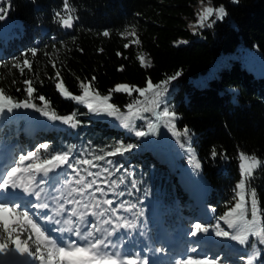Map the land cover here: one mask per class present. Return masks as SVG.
<instances>
[{
	"label": "trees",
	"instance_id": "obj_1",
	"mask_svg": "<svg viewBox=\"0 0 264 264\" xmlns=\"http://www.w3.org/2000/svg\"><path fill=\"white\" fill-rule=\"evenodd\" d=\"M63 3L64 0H7L4 5L7 14L0 20V32L8 23L13 25L0 34V88L5 89L6 95L22 100L26 98L24 80L31 79L37 89L33 96L44 95L50 102L44 110L55 109L59 115L75 111L82 123L75 128L60 121L54 125L39 123L27 133L23 123L11 119L0 130V146L15 143L17 151L24 153L31 150L34 142L49 143L55 152L70 150L73 161L91 160L100 167L82 162L77 167L86 181L96 179L104 188L107 195L97 194L98 199H113L116 204L125 202L117 214L137 222L142 233H148L143 215L150 224H156V217H160L169 235L178 224L189 226L199 206L214 208L216 221L226 229L229 215L225 214L238 202L236 184L241 179V154L249 159L254 156L261 163L253 169L250 181L246 180V217L252 216L254 189L260 226L264 228V77H258L238 59H230L217 74L205 78L214 63L223 54L238 50L241 42L257 46L264 55V0H69L74 17L72 29L61 27L54 18L57 12L66 16ZM221 5L226 10L222 19L213 16L205 26L198 25V14L204 8ZM213 19L215 23L207 26ZM128 29L135 31L139 43L125 37ZM104 31L109 36H103ZM181 41L184 43H178ZM125 44L129 47L125 48ZM33 48L37 49L36 56L29 51ZM21 53L27 54L31 71L23 65L25 57ZM140 57H145L148 64ZM17 63L24 69L23 75L14 67ZM177 72L180 75L167 85L168 102L174 105L171 108L177 114L178 128L187 130V135L194 139L196 160L201 164L199 173L209 186L197 207L177 173L169 169L175 164L170 156L156 157L134 132L127 133L118 124L109 122L104 113L89 112L84 104L66 98L56 88L62 80L68 91L82 95L81 82L90 83L91 92L109 95L108 103L114 102L128 111L133 94L115 92L117 85L146 88L149 80L155 85ZM32 102L44 107V102L38 99ZM29 111L41 114L34 109H20V117ZM121 142L136 147L123 155L106 156V160L113 161L112 165L95 159L114 151ZM213 149L216 157L211 155ZM49 155L48 151L38 149L30 163H42ZM115 166H120L119 172ZM104 167L112 175L103 173ZM84 169L101 171L103 179L87 176ZM61 177L70 181L72 189L80 187L74 182L78 179L75 173ZM112 180L117 183L113 185ZM121 191L125 195H114ZM222 216L224 219H220ZM7 221L13 239L20 235L35 249L39 243L22 218ZM214 221L206 216L200 221L210 224L209 233L205 234L215 235ZM29 235L31 240L27 239ZM7 239L0 223V241ZM151 240L158 245L155 239ZM8 246L13 248L14 244L8 242ZM40 246L42 250L48 249ZM259 246L261 257L257 264H264V245ZM40 262L36 259L29 264Z\"/></svg>",
	"mask_w": 264,
	"mask_h": 264
},
{
	"label": "snow or ice",
	"instance_id": "obj_2",
	"mask_svg": "<svg viewBox=\"0 0 264 264\" xmlns=\"http://www.w3.org/2000/svg\"><path fill=\"white\" fill-rule=\"evenodd\" d=\"M7 0H0V20L4 19L7 14V9L5 8V3ZM72 9L69 5V0H64L63 3V12L66 13L62 15L61 12L55 14V19L58 20V23L61 27L71 29L74 25V17L71 14ZM226 15L225 8L221 5L217 8L207 7L204 8L202 13L198 14V25L200 27L205 26V22L208 21L211 17L215 16L216 19H222ZM212 23H215V19L211 20L207 26H211ZM103 36H109L108 31L102 33ZM135 35V31L131 33ZM136 43H139V40H136ZM178 43H184L183 41ZM125 48L129 47L128 44L124 45ZM32 56H36L37 49L33 48L29 50ZM102 51V50H101ZM26 53H21V56L25 57L22 61L23 65L26 66L29 71L32 70V66L29 60L26 58ZM118 55H120L118 53ZM143 62V57H140ZM55 64L53 67L55 68ZM20 69L21 75L24 73V69L20 67V64L17 63L14 65ZM56 77L60 76L59 72H56ZM180 73L177 72L174 76L169 77L167 80H164L160 83L153 85L149 80L147 82V87L145 89L135 88L134 90L144 96L145 92L153 91L154 99L152 103L157 107L161 106L163 103V97L161 93H167V85L175 80ZM95 80V77L92 78ZM12 83H16L15 80ZM42 83V81H41ZM24 84L27 85L25 88L26 98L22 100H17L10 95L5 94V89L0 88V114H3L5 111L8 113L13 112L14 109H34L37 112H40L43 116L47 117L51 121H60L63 124L69 125L73 128L81 124L82 121L77 119V112H73L68 115H59L56 110L53 109L51 112L44 110L50 104L46 100L44 95H39L34 97L33 94L37 89L33 86V81L31 79H25ZM90 83L81 82L80 88L83 90L82 95H75L72 92L68 91L65 87L63 81L61 80L56 84L57 90L61 95L71 100L84 104L89 112H95L97 114L106 113L109 116H114L120 109L114 106L109 101V95H101L98 91L93 93L90 91ZM17 91H20L18 88ZM115 92H128L131 95L132 89L126 85H117L114 89ZM34 99H38L44 102V107L38 106L36 103L32 102ZM91 101H97L102 103H93ZM139 100L134 101L133 103H139ZM133 103H129L127 108L129 109V114L124 115L125 123L123 127L126 129H132L134 127L132 123V116L138 115V113H132L131 109L133 108ZM148 111V108L144 109ZM163 115L165 117H171L175 119L176 113L170 112L168 109L164 108ZM123 115V113H122ZM142 118V117H141ZM148 127L153 129V125L149 124ZM175 127V125H173ZM187 130H185V135H187ZM135 135L142 137L147 135L144 131H135ZM173 135H176L174 132ZM136 145L128 144L123 145L121 142L119 146L115 147L114 151H110L105 155L96 156L95 159L98 161H106L108 165H112V160H106V156H114L117 154L123 155L125 152H129ZM44 149L48 151L50 155L47 158H44L42 163H30L26 168H22L25 161H30L37 156V150ZM37 150H30L26 154H21L18 157L19 163H15V166L10 169H5L0 172V223H3L4 231L8 234L7 241H0V264H12L10 258H13L16 253H19L21 256L27 254L28 257L35 256L36 259L45 261L43 255H37L41 252V246L38 244L34 251H30L27 243L21 241L20 235H16L13 239L12 229H10L8 221L6 219V214H10L14 217H20L25 222L26 226H30V230L35 234L37 240H44L51 245V248L54 251L47 253V259L45 264H150L149 259L145 256L141 259L138 253H124L121 251V245L116 243V240L113 237H118L119 228H135L136 225L133 222H130L127 219H124V223H113L111 218L101 219L106 216V214L111 213L112 216H115L117 221L121 217L116 214L124 207L125 202L116 204L113 199H103L100 200L97 198V194L100 196H106L104 188L100 187L97 184L96 179L86 181L85 177L80 175V169L77 167L81 162L85 165H91L92 167L99 168V165L93 164L91 160L80 161L79 158H76L73 161V158L70 155L69 151L64 152H55L51 149L49 143H43L37 146ZM212 157L217 156L215 149L211 152ZM242 160H248L249 157L241 154ZM261 162L256 157H251V166L244 171H247V177H244L243 171L241 173V179L236 184V189L240 190L239 201L234 205V208L231 209L225 215H231V211L235 209H243L245 206V196L243 191L246 186V179L250 181L252 177V169L259 165ZM67 166V170H65ZM201 167L200 162L195 163V168L199 169ZM243 169V165L241 166ZM32 170L29 173L27 184H22L18 182L17 173L21 171ZM59 170V171H57ZM117 172L120 171V166H115ZM89 177H99L102 178L101 171L91 172L87 169H84ZM103 173H108L109 176L112 175V172L109 168L104 167L102 169ZM72 173H75L78 179H75V184L80 187L71 189V193H77L80 196V199H70L67 200L68 204L81 205L84 209H91L90 211H78L73 207L68 213V218L63 222L61 220L55 219V216H59L62 213L68 212L63 203H59L58 208L55 210L54 214H49V209L51 208L49 200H56L59 202V197L55 194L57 190V177L64 175L65 177L70 176ZM108 180L104 179V184L108 185ZM111 183L115 185L117 182L112 180ZM123 183V181H121ZM48 187L45 188L44 186ZM133 187L135 185L133 184ZM14 189H20L25 193L27 203H21L18 200L10 199V197H15L16 193ZM234 189V191L236 190ZM117 196H123L125 193L123 191L119 193H114ZM251 214L253 221L257 215L256 211V192L253 189L251 192ZM107 205L108 207L102 208L101 205ZM131 207H134L132 205ZM73 217L75 219H73ZM220 219H224L222 216ZM45 221L52 223L54 225L70 224L73 227H54L49 229L44 227L39 221ZM79 221V223L77 222ZM229 229H234L237 226L232 221H226ZM103 225H111V228H105ZM209 227L207 225H202L197 222L194 224V229L190 231L189 235L195 237L198 233H209ZM216 236L229 237L230 233L220 228L219 225H216ZM246 229L239 230L238 234L231 235L230 238L233 241H237L240 245L251 244V247L254 249L247 257L242 255L240 260H246L247 264H254V261L260 256V251L257 248V241H250L249 235L245 234ZM52 233H56L53 235ZM258 238L260 244H264V228H261L258 231L251 233ZM28 240L32 239V236L27 237ZM82 241V242H81ZM8 242H11L15 245V248H9ZM159 251V250H158ZM195 251V249H193ZM218 258L209 259L204 257L203 259H193L188 257L187 260L183 261L182 264H217Z\"/></svg>",
	"mask_w": 264,
	"mask_h": 264
},
{
	"label": "rangeland",
	"instance_id": "obj_3",
	"mask_svg": "<svg viewBox=\"0 0 264 264\" xmlns=\"http://www.w3.org/2000/svg\"><path fill=\"white\" fill-rule=\"evenodd\" d=\"M13 23H8L2 30V32H7L12 27ZM133 29H128L124 35L127 37L128 40L136 42V33L135 35H131L133 32ZM0 32V34L2 33ZM230 59H238L241 61V63L251 69L258 77H264V55L259 51L257 46H251L250 44L246 42H241L238 50L225 53L223 54L219 60H217L214 65L212 66L211 70L207 73L206 77H210L212 75H215L218 73V69L223 66L225 63H229ZM143 62L145 65L148 64V60L144 57ZM126 85V84H123ZM130 89H132L131 94H133V102L136 100H139V103H133V108L131 109L132 113H138V115L132 116V123L134 127L130 129H126L123 127V124L125 123L124 115L129 114V110L125 111L123 110L119 105L114 104V102H110L114 106L118 107L120 109L119 112H117L114 116L108 115V121L114 124H118L121 126L127 133L134 132L135 131H144L147 133V135L139 137L144 146H147L152 150L156 157L160 158L161 156H170L175 164L170 165L169 169L173 173H177L178 180L180 181L181 185L185 187L187 193L189 194V198L191 200H194L196 202V207L199 203H202L204 195L208 193L209 186L206 182V180L201 176L199 173V169L195 168V163L198 162L196 160V148L194 146V139L191 135H185V131H182L177 126V114L175 119H172L171 117H165L163 115V109L166 108L170 112H175V110L169 105L168 99H169V92L161 93L163 99V103L161 106L157 107L155 104L152 103V100L154 99V93L153 91H147L145 92L144 96H140L138 92L134 90V88L130 87V85H126ZM145 89V88H140ZM148 108V111H145L144 109ZM123 113V115H122ZM176 113V112H175ZM20 109H14L13 112L8 113L5 111L3 114H0V130L3 129V126L8 123L11 119L15 120L16 123H23V130L27 133H31L33 129L39 124L48 123L50 125H54L56 121H51L47 117L43 116L42 114L35 113L33 111H29L28 113L22 115ZM106 114V113H104ZM107 115V114H106ZM142 117V118H141ZM149 124H152L154 127L153 129H150L148 127ZM175 125V127H173ZM176 133V135H173V133ZM40 145L37 142H34L31 145V150H37V146ZM21 148V146H20ZM10 149V148H9ZM7 154H10L6 148L0 149V161L3 160V156ZM20 154L16 153L15 156H13V159L9 161V165L6 169H10L11 167L15 166V163H19L18 157ZM35 159V157L33 158ZM32 159V160H33ZM27 163L29 161H25L24 165H22V168H26ZM243 169L241 167V173L243 171L244 177H247V171H244V169H247L251 166V159L248 160H242ZM254 169V168H253ZM252 169V171H253ZM27 171H21L20 173H25ZM20 173H17L16 175H19ZM247 180V179H246ZM57 190L56 195L60 198L59 202L63 203L65 208L68 210L66 212V216H68V213H70L71 209L75 207L78 211H90L91 209H84L81 205L76 204H68L67 200L70 199H80V196H78L77 193H69L71 192V186L69 182L60 181V179L57 177ZM45 188L48 186L45 185ZM240 190L237 189V199L239 201V195ZM243 195L245 196V206L243 209H240L238 213L229 215V220L232 221L237 227L234 229H229L226 227L224 229L225 231H228L231 235L238 234L239 230L246 229V233L249 235L250 241H257V248L259 249L260 244L258 242V238L254 235H251V233L258 231L261 229L260 227V213L259 209L256 207L257 215L255 217V221H253V218L251 216L250 219L246 217V207H247V186H245V189L243 191ZM193 201V203H194ZM25 203V202H22ZM199 208V207H198ZM252 211V209H251ZM206 214V219L210 220L211 218L215 217V210L212 207H201L196 211V217L202 216V213ZM117 216L121 217L119 221H117L115 216H112L111 213L106 214L105 217L101 219L111 218L113 223H124V216H120L119 214H116ZM15 218L18 219V217H14L10 214H6V219ZM195 218L194 222L191 221V224L189 225V228H187V236L188 238H191L193 236L189 235L190 231L194 229V224L198 222V219ZM73 219H75L73 217ZM127 220L132 222L131 218L127 216ZM202 225H205L201 223ZM135 228H119L118 229V237H113L114 240H116V243L118 245H121V251L123 252L124 249L127 253H130V250H133L134 253H138L141 257L146 256L141 251V246L146 248H154L152 240L155 239L156 242L159 240V235H162L163 239L166 240L165 245L163 247V252L168 253L172 252L168 250V242H171L174 237L172 236L166 237V226L163 224V221L160 217H156V225L154 228L151 227L149 224L147 226L148 233H141L138 231V223H135ZM207 225V224H206ZM178 232H183L185 230L184 226L177 225ZM208 226V225H207ZM105 228H111V225H103ZM219 227L221 228V223L219 222ZM34 234V233H33ZM229 237H223V236H209L206 237L204 233H198L197 236H195L198 239H203V237H206L207 241L212 242L213 248L209 246V243H206L202 245V252L198 255L192 256H182V258H178L177 262H175V258L172 255L169 259V256L165 257L166 261L159 262L158 264H182L183 261L187 260L188 257H192L193 259H203L204 257H208L209 259L218 258L217 264H247L246 260L242 261L240 260V257L242 255H245L246 257L254 251V249L251 247V244L248 245H240L237 241H233ZM34 238L35 234H34ZM37 240V239H36ZM139 240H142V243H138ZM21 241L27 243L29 250L34 251L32 243L29 241L22 240ZM37 242L41 245H44L48 249L42 250L37 255H43L45 257V261L47 259V253L50 251H54L51 248V245H49L44 240H37ZM160 242V241H159ZM197 244V243H194ZM126 246L130 248H126ZM135 246V247H134ZM184 246V245H183ZM189 246V245H188ZM198 247V246H197ZM15 248V245L14 247ZM199 248V247H198ZM145 250V249H144ZM204 252V253H203ZM147 257V256H146ZM260 257V256H259ZM258 257V258H259ZM12 259L16 264H29L31 261H35V256L28 257L27 254H24L21 256L19 253H16L15 256ZM41 261V260H40ZM45 261H41L40 263L45 264ZM236 263H233V262ZM258 259L254 261V264H256ZM139 264V262H138Z\"/></svg>",
	"mask_w": 264,
	"mask_h": 264
},
{
	"label": "bare ground",
	"instance_id": "obj_4",
	"mask_svg": "<svg viewBox=\"0 0 264 264\" xmlns=\"http://www.w3.org/2000/svg\"><path fill=\"white\" fill-rule=\"evenodd\" d=\"M8 152H10V149H9ZM182 237H183V238H188V236H187V235H184V234L182 235ZM183 245H184V244H181V246H183ZM210 247L213 248V247H214L213 244H210Z\"/></svg>",
	"mask_w": 264,
	"mask_h": 264
},
{
	"label": "water",
	"instance_id": "obj_5",
	"mask_svg": "<svg viewBox=\"0 0 264 264\" xmlns=\"http://www.w3.org/2000/svg\"><path fill=\"white\" fill-rule=\"evenodd\" d=\"M67 29V28H66ZM72 29V28H71ZM11 261H12V264H16L12 259H11Z\"/></svg>",
	"mask_w": 264,
	"mask_h": 264
}]
</instances>
